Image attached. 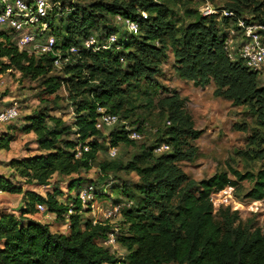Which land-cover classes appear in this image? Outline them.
Masks as SVG:
<instances>
[{
  "label": "trees",
  "instance_id": "16d2710c",
  "mask_svg": "<svg viewBox=\"0 0 264 264\" xmlns=\"http://www.w3.org/2000/svg\"><path fill=\"white\" fill-rule=\"evenodd\" d=\"M187 2L192 0H89L66 10L65 0L61 1L58 20L57 16L49 20L57 48L65 50L72 44L82 45L89 35L102 39L112 32H121L123 47L83 50L76 62L59 72L52 53L30 55L0 30V70L40 80L43 93L55 95L52 101L42 98L44 106L26 115L21 127L23 132L36 134L38 152L8 161L12 175L23 182L46 186L55 175L89 171L105 146L103 130L122 119L136 127L116 126L109 134L111 147H117L118 152L120 143L135 144L142 137L133 139L129 132L136 130L142 135L146 122L140 117L131 120L136 110L145 112L154 106L164 119L163 127L155 131L154 143L141 145V152L127 163H101L105 177L109 171L121 169L139 176L132 187L122 188L128 200L117 231V241L127 251L123 258L102 244L114 231L113 226L107 221L85 219L83 213L91 207L85 208L77 197L60 198L63 191L58 185L43 195L0 173V192L22 194L25 204L20 216L12 212L0 215V264H264V230L239 224L238 213L229 208L221 211L218 220L213 202L216 193L227 187L240 189L243 182L250 183L246 199L264 201V85L260 79L264 76L248 68L243 59L232 60L225 49L228 28L239 29L240 18L264 25V0H229L218 9L231 10L235 15L222 19L219 13L204 15L198 8L188 7L183 16H177L173 5ZM247 13L252 17L243 16ZM118 16L135 20L138 33L129 34ZM261 33L264 36V29ZM170 50L182 79L202 86L214 81L216 95L232 100L234 105L250 106L257 114L249 139L252 157L262 160L257 171H242L228 163L229 171H218L199 181L184 171L179 161L195 157L193 141L203 131L195 128L184 99L158 80ZM62 89L67 91L75 114L71 123L50 113L60 108L58 92ZM159 89L162 93L157 92ZM141 94L144 98L139 104ZM99 108L118 115L119 121L97 128ZM72 134L75 138L70 137ZM15 140L10 131L0 134V150H10ZM80 143H88L90 149L77 157ZM163 144L168 149L156 153ZM84 182V178H74L71 187L77 184L80 188ZM98 193L105 194L106 188L97 187ZM71 202L75 212L68 215ZM116 203L123 201L117 198L112 204ZM38 204L54 213L58 221L68 219L69 231H53L50 223L28 217L38 213Z\"/></svg>",
  "mask_w": 264,
  "mask_h": 264
},
{
  "label": "rangeland",
  "instance_id": "374dc122",
  "mask_svg": "<svg viewBox=\"0 0 264 264\" xmlns=\"http://www.w3.org/2000/svg\"><path fill=\"white\" fill-rule=\"evenodd\" d=\"M88 1L65 0V9H69L76 3L86 4ZM227 1L229 0H192L190 3L174 4L173 7L177 12V16H183L187 7L198 8L203 13V7L209 4L218 10L217 12L222 19L221 10L218 8L223 7ZM262 10L264 11V6ZM243 16L247 18L252 17L249 13ZM58 18L59 16H57V20ZM230 27L233 26L230 25ZM123 30L125 28L121 27V31ZM120 33H118L119 37ZM59 70L57 69L58 72ZM157 77L165 87H168L171 91H176L184 99L185 108L192 115L195 128L203 131L200 138L193 141L194 145L197 146L195 157L192 160L179 161V164L191 178L199 181L211 177L218 171H229L228 163H231L242 171H257L261 167L262 160L253 158L250 152L249 139L254 126H256L257 119V114L250 109V106L234 105L232 100L216 95V84L214 81L202 86L192 80L182 79L176 71V62L172 50L169 51L168 57L162 63V73ZM260 79L261 84L264 85V78L260 77ZM44 89L45 87L41 84L40 80L23 78L15 71L2 72L0 70V110L11 105L17 106L19 110V116L12 122H0V134L10 131L16 135V140L12 142L10 150H0V173L8 175L14 183L21 184L24 189H32L43 195H46L48 191H53L56 185H58L63 191V195L60 198L64 200L68 196L71 199L74 198L81 187L88 182H93L99 190L106 188V193H98L97 198L90 205L91 209L85 211L83 217L85 219L91 218L105 221L103 211L117 198L126 203L128 200L122 188L132 187L139 180V176L134 171L121 169L109 171L105 177L101 173V163L105 161H122L123 163H127L135 153L141 152V145L148 146L154 143L156 139L155 131L158 127H163L164 119L159 115L158 109L154 106L145 112L136 110L131 120L134 121L140 117V119L144 118L146 122L143 124V131L141 132L142 139L135 140V144L127 145L120 143L117 155L114 158L110 155V132L116 126L125 124L127 125V129H134L136 127L135 123V125H131L122 119L115 126L103 130L104 138L101 141L105 146L97 153V157L89 171L71 176L55 175L51 179L50 184L46 186L27 184L20 177L12 175L8 161L13 157H25L26 155L24 154L26 153L32 155L38 152L35 142L36 134L34 132H23L21 127L26 123V115L40 111L44 106L42 98H47L50 101L54 99L55 95L43 93ZM151 89L153 88L151 87ZM157 92L162 93V90L159 89ZM133 94L137 95L136 91ZM58 95L60 97V108L52 110L50 113L62 117L69 123L73 122L75 114L73 107L69 105L67 91L62 89L58 92ZM143 98L144 95L141 94L137 103L140 104ZM70 137L75 138V135L72 134ZM162 152L164 151H156V153ZM78 177L84 178L85 182L80 188L77 184L71 187L72 180ZM115 184L118 185L116 189L112 188ZM242 185L243 187L240 189L227 187L214 195L215 216L220 220L221 211L229 208L238 213L239 224L243 226L250 225L253 228L261 227L264 230V201L246 199L244 194L250 188V183L243 182ZM69 189L71 190L70 194ZM118 189L121 191L116 192L115 190ZM24 205L22 194L0 192V215L4 212H12L16 216H20L22 212L21 208ZM28 217L48 223L53 221L51 223L53 231H69V220L66 219L65 222L58 221L51 212L38 211L36 214H28ZM121 220L122 215H117L112 219H107V222L113 226L114 230H117L119 229ZM102 244L105 247H110L117 257L123 258L127 253L126 249L118 241L115 246H108L103 242Z\"/></svg>",
  "mask_w": 264,
  "mask_h": 264
},
{
  "label": "built area",
  "instance_id": "2783aa9c",
  "mask_svg": "<svg viewBox=\"0 0 264 264\" xmlns=\"http://www.w3.org/2000/svg\"><path fill=\"white\" fill-rule=\"evenodd\" d=\"M62 9L61 1L52 0H0V30L7 32L16 40L21 51H27L30 55L42 56L52 53L55 57L54 66L62 69L67 64H73L83 50H92L94 52L114 48L121 50L123 47L122 39L118 33L112 32L100 39L96 35L86 37L82 45L72 44L65 50L57 48L56 36L52 32L50 19L59 15ZM203 14L209 15L218 13L212 5L203 7ZM146 17V13L143 12ZM222 16H234L231 10L221 11ZM118 20L124 22L129 34H137L139 31L138 23L131 18H122ZM238 27L228 28V35L225 38V49L229 57L234 60L237 57L243 59L244 64L259 75L264 76V39L261 30L264 26L259 23H246L244 19L238 20ZM100 116L97 118V128L103 129L105 126H112L119 121V116L99 108ZM19 116L18 107L15 105L7 106L0 110V122L9 123ZM168 123H170L168 121ZM129 136L133 139H140L142 135L131 130ZM88 143H80L77 146V157H80L84 151H88ZM168 149L166 144L160 145L156 151H165ZM110 155H117V147L110 148ZM87 208L92 205V201L97 198V187L89 183L81 187L76 196ZM89 204V205H88ZM125 203L111 204L103 211L105 221L121 215ZM37 208L41 212H46L43 204H38ZM73 203H70L68 215L74 213ZM67 215V216H68ZM98 220H94L96 223ZM101 221V220H100ZM117 228V227H116ZM117 231L109 233L108 238L103 241L108 246H115L117 243Z\"/></svg>",
  "mask_w": 264,
  "mask_h": 264
},
{
  "label": "crops",
  "instance_id": "0c3cea01",
  "mask_svg": "<svg viewBox=\"0 0 264 264\" xmlns=\"http://www.w3.org/2000/svg\"><path fill=\"white\" fill-rule=\"evenodd\" d=\"M24 155H26V156H27V155H28V153H26V154H24ZM53 215H54V216H55V218H56V215H55L54 213H53ZM51 223H53V221H51V222H50V224H51ZM66 232H67V231H66Z\"/></svg>",
  "mask_w": 264,
  "mask_h": 264
}]
</instances>
